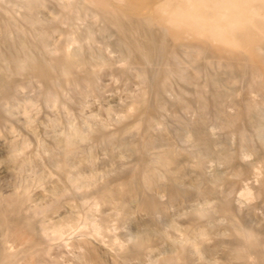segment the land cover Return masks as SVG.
Here are the masks:
<instances>
[{
  "label": "bare ground",
  "instance_id": "1",
  "mask_svg": "<svg viewBox=\"0 0 264 264\" xmlns=\"http://www.w3.org/2000/svg\"><path fill=\"white\" fill-rule=\"evenodd\" d=\"M110 34H115L116 39L106 41L105 47L119 54L116 62L123 61L119 73L136 72L141 84L139 94L131 96L130 105L122 113L130 115L136 103L133 116L139 117L135 126L139 124L143 132L133 144L124 142L129 151L138 155L136 164L123 176L114 178L115 182L120 180L117 188L121 191L108 183H92L95 175L81 172L87 158L80 143L93 139V135L73 126L70 137L62 136L55 149L45 152L44 159L64 175L61 189L82 196L88 214L81 222L63 221L55 228L44 225L47 214L42 207L40 210L31 204L30 213L24 214L18 204L22 203L18 201L21 198L8 199L0 210V264H62L63 254H72L78 264H195L194 256L203 257L202 246L212 235V222L217 218L225 219L234 238H230L226 249L211 236L226 250L220 261L218 257L212 262L204 260L205 264H264V231L254 229L241 216L244 209L249 216L256 214L258 206L264 208V0H0V60L8 64L0 65V118L15 107L11 99L18 94L26 96L27 91L41 94L47 105L57 108L63 102L61 95L66 85L78 87L86 81L96 93L102 69L115 68L114 63L102 56H98V61L90 60L84 54L87 46L83 43L94 46L98 39H107ZM56 35L66 40L52 47L50 39ZM30 36L41 47L29 42ZM75 43L78 46L71 49L70 45ZM221 71L246 84V92L240 96L242 104L234 103V89V94L222 89ZM16 106L20 107L18 101ZM228 107L236 109L235 115L228 112ZM193 108L197 117L191 119L190 130L185 132V143L191 149L180 150L168 142L156 146L158 141L151 131H159L157 127L165 124V114L172 111L178 118L176 112L180 114L185 109L189 113ZM214 125L228 126V135L238 136L235 147L226 138H214L212 134L216 135L214 130L219 128ZM154 148L158 155L153 158L149 151ZM253 154L258 161L249 162ZM20 156L17 148L10 154L12 160ZM182 156L194 163L199 179L194 188L206 198L219 197V202L215 200L216 205H209L212 207L192 209L205 217L207 222L203 224L189 212L187 234L184 230L173 257H153L154 245L144 238H129L120 227L94 219L95 214L100 216L102 204L114 203L116 209L125 211L126 198L154 218L160 213L157 199L164 187L169 190L171 201L188 195L189 189L182 185ZM208 163L215 164L214 172L209 171ZM206 168L212 173L210 177ZM84 185L88 188L83 194ZM154 190L159 192L156 196ZM255 199L259 200L257 206L252 202ZM33 216L44 222H35ZM175 241L173 244L179 246ZM63 246L65 252L60 249Z\"/></svg>",
  "mask_w": 264,
  "mask_h": 264
},
{
  "label": "rangeland",
  "instance_id": "2",
  "mask_svg": "<svg viewBox=\"0 0 264 264\" xmlns=\"http://www.w3.org/2000/svg\"><path fill=\"white\" fill-rule=\"evenodd\" d=\"M111 35L112 34H110L109 37L107 36V39L99 37L101 39H98L94 43V46L83 43L87 46L86 53L84 54L86 57H89L90 60L98 61V56H102L103 59L111 60L114 63L113 67L115 68L102 69L101 79L97 85V94L92 91L88 82L82 81L78 84L80 85L78 87L74 85H66V88H64V94L61 95V100L63 102H59L61 103L60 108L47 105L43 96L41 94L40 96L39 93L37 94L35 91H27L28 93L26 96L18 94L17 97L11 99L13 104L15 102V107L9 110L10 112L2 115L0 118V210L1 208L4 209L3 207L6 205L8 199L13 197V201H15V197L21 198L18 199V201H22V203L18 204L21 206L22 212L24 214L30 213L31 204L36 205L40 210V207H42L47 214L46 221L44 222L43 220H38L40 218L39 216L37 218L36 216H33V220L37 223L43 221L44 225H54L55 228L58 227L63 221V223L70 222L71 220L74 222H81V219H83L88 214V211L86 213L87 207L82 202V196L80 194L74 195L72 192L71 194H67L65 188L61 189L62 183L64 182V175L58 171L55 166H50V162H47L46 158L44 159V157H46L45 152L55 149V146L57 143H59V140L62 138V136L66 134V137H70V135L73 133V126L81 127L82 129L86 130L90 135H93V139H95L97 135H100L101 137L106 135V138H96V141H93V139L89 138L87 141L80 143L81 147L83 148L82 151L86 153L84 155L87 158L85 163L86 165L83 163L84 169L81 168L82 174L86 176L93 174L95 176L91 179L92 183H97L100 185L108 183L110 187H114V189L121 191V189H119L120 187L117 188L120 180L115 182L116 179L114 178L123 176L125 172H128V170H130L134 164H136L135 162L138 159V155H136V153L133 151H129V148L124 145V142L129 141L131 144H133V142H136L140 139L143 132L139 127V124L135 126V124L138 122L137 117H139V115L133 116L135 114L134 109L136 103L134 104V108L130 110V115L126 117V115H122V113L130 105L132 101L131 96L134 94H139L141 84L136 76V72L135 74L130 73L129 75L119 73L123 67V61L116 62L118 60L119 54H115L116 51L113 48L111 49L109 46H107L109 48L105 47V44L107 43L106 41H114L116 39V37L114 39L115 34L113 36ZM61 37L59 39V36L56 35V38L54 37L55 39H50L52 47H55V44L64 43L66 39L64 40L63 37L61 39ZM28 40L33 44H38L40 47L42 45L41 43H38L36 38L32 36H30ZM77 46L78 43H75L70 45V48H76ZM98 49H102V52H97ZM2 64L5 65V63L0 60V65ZM7 65L8 64L5 66ZM116 68L118 70H116ZM221 73V76L223 77V87L221 86L222 89L225 92L231 90L233 91V94L236 92L234 95H232L234 96V99H232L234 100V103L238 101L237 103L242 104L243 102L240 96L244 95L243 92H246V84L241 82V80L238 81L237 79L231 77V75H227V73L223 71H221ZM38 87L40 89V86ZM189 87L193 88V86ZM227 93L231 94L230 92ZM236 94L237 96L239 95V97H236ZM173 98L174 96H171L170 101H173ZM17 101L20 104L19 108L16 106ZM27 102H30L32 105L28 106ZM227 102L225 103L226 105L228 103H232ZM168 108H171V103H168ZM195 109H197V107ZM195 109L193 108L190 110L193 114L190 111L187 113L188 111H185V109L180 110V114L176 112V115L179 116L178 118L173 116L174 113L172 111H169L168 113L166 112L167 114L165 115L167 116H165V118L167 117V119H163L165 124L157 127H160L159 131H151L153 138L158 141L156 146H162L163 143L168 142L173 147H178L179 149H191V146L188 143H185V137L187 132L190 130V124L193 123L191 119L194 121L197 117V110L195 114L193 112ZM227 109L228 112L230 111L232 113V115L236 111V109L233 108L231 111L230 107ZM210 111L213 112L214 110L211 109ZM211 114H208L207 116L211 117ZM183 115L189 116L183 117ZM190 115H192V117ZM187 119H190L188 125L186 121ZM212 119L213 118H211V120ZM211 120L209 121L210 124ZM184 121L186 123H184ZM239 123L240 121H238V124ZM215 126L216 125H214V127ZM216 127L220 128L218 125ZM219 128L217 131L214 130L217 135L216 136L213 133L212 135H214V138L217 137L218 140L219 138L221 140L222 138L223 140L226 138V140L229 141V145L235 147L238 141V136H233L232 134L228 135V126L220 129ZM224 132L228 136L224 137V135H226ZM249 138H251V135ZM250 142H252V140H250ZM252 144L255 145V143ZM14 145H16L15 148L19 149L21 152V156L16 160H12L10 158L11 152H13L15 149L14 147L12 148ZM158 147L161 149L160 146ZM157 149L154 148L152 151L151 149L149 151L153 158L158 155ZM40 155L41 157H38ZM180 158L185 164V179H183L182 185L185 187L187 186L190 191L189 194H192H186V196L184 195L183 197L178 196V198L171 201L169 199V190L163 186L165 189L162 193L160 192L161 195L158 196L157 199L159 203L158 211H160V213H158L154 218L149 216L146 211L140 210L135 202L129 198H126L125 211L116 209L117 206L114 203L102 204L99 207L100 216L95 214L94 219L96 221L104 220L107 221L109 225L120 227L129 238H141L137 241H142V238H144L148 244L154 245L155 253L153 254V257H162V259L173 257V255L179 250V241L181 242L182 238H184V233L188 228L187 226H189L188 223L190 220H188V218L190 217H187L189 212L191 213V216L199 222V224H203L205 221L207 222L205 217H203L201 213L195 214L194 210L192 209H195V207L196 209H201V207H212L216 205V202H219L217 201L219 197L216 199L215 196V198L210 196L212 198L211 199L209 196L206 198V196H201L199 194V189L194 188V185L197 184V181L199 182V179H197V175L194 172V163L190 162V160H188L186 157L182 156ZM89 159H91L90 162H88ZM250 161H258L257 155H251L249 158V162ZM19 162L21 164H19ZM45 162H47V164L49 163V167L45 165ZM208 164V166H211V169L208 166L207 168L210 169V172H212L215 169V164ZM207 168L206 174L208 177H210L209 175L212 173H210ZM207 172H209V174ZM162 182L165 183V181ZM210 185L213 186L212 183H210ZM86 188H88L86 185L82 187L81 190H83V194L86 191ZM219 188L221 189L222 187ZM158 193L159 192L154 190L153 196H156ZM202 197L206 199H203ZM25 198H27L28 201ZM207 199L209 201L212 200L213 203L212 201L211 203H208L209 201ZM258 199L252 201L253 205ZM23 201H27V203L23 205ZM204 201L205 203H208V205H205ZM258 202L259 200L257 203ZM78 207L80 208V214H78ZM258 207L259 212L256 209V214L252 212L248 216L246 213H244L245 209L242 213H240L250 226H252L254 229L258 228L259 230L261 229V231H264V214L261 213H264V208L260 206ZM11 216L13 217L14 215L11 214ZM218 219L220 218H217V220ZM187 220L188 222L186 223ZM217 220L212 222L214 226L212 228L213 233L211 236L212 238H216L217 241L222 243L226 248L228 247L230 238L232 241L234 237L233 234L230 233V226L225 222V219L221 218L218 220V222ZM227 225L229 228H227ZM50 229L52 228L50 227ZM217 229L218 232L216 231ZM182 230L185 231L183 232ZM181 231L183 236L181 235ZM185 234H187V231ZM179 236H182L180 240ZM211 236H209L208 239H211L212 241ZM170 238H173L174 241H178V243L176 241L175 243L179 244V246H175V244H173L174 241H171ZM216 239H213L214 242L212 241V244L210 243L211 241H205V244L207 243L208 247L205 244L202 246L205 248V252L202 254L203 257H201L199 254V257L197 255H195L196 257L194 256L195 264H205L206 260L212 262L213 260H217L218 257L220 258L217 261H220L221 257H223L222 255H224V251L227 248L224 250V247L221 248V244H219L220 246L217 245L219 242H217ZM224 240L225 242L227 240L228 241L223 243ZM215 241L217 242L216 244ZM208 242L211 245H209ZM216 245L219 248L216 247ZM212 246H215L217 251L214 250L215 248L212 249ZM60 249H62L63 252L66 251L64 246ZM76 249L74 251L78 250ZM77 252H80V250ZM60 254L62 253L60 252ZM63 255L64 257H61L62 264H71V260H74L73 263L75 264L79 263L78 260L72 257V254H69L71 256L67 254ZM204 260L205 262H203ZM234 263L232 262V264Z\"/></svg>",
  "mask_w": 264,
  "mask_h": 264
}]
</instances>
